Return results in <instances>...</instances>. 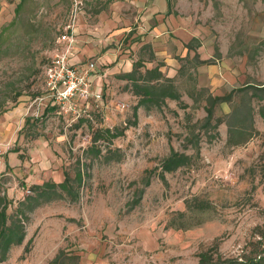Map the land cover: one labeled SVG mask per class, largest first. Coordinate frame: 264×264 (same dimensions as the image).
<instances>
[{
    "label": "rangeland",
    "instance_id": "374dc122",
    "mask_svg": "<svg viewBox=\"0 0 264 264\" xmlns=\"http://www.w3.org/2000/svg\"><path fill=\"white\" fill-rule=\"evenodd\" d=\"M192 1H187L184 15L194 14ZM199 1L200 15L192 20L200 26V47L188 54L180 45L173 50L180 65L174 80L182 100L152 111L143 106L136 117L139 99L119 78L126 73L118 76L114 88L96 81L102 99L78 101L77 113L53 107L46 72L62 50L59 39L71 32L75 5L70 0H0V118L18 108L26 112L19 140L0 154V165H7L0 171V193L9 217L24 220L19 203L32 194V186L14 176L8 151L22 152L25 159L28 142L42 139L49 153L42 162L48 169L38 185L55 183L52 175L60 170L65 178L83 177L78 201L67 195L28 214L26 241L13 247L2 264H50L65 248L80 256V264H199V255L216 244L223 258H264V118L258 113L264 102L256 105L253 138L230 148L227 126L204 128L206 102L196 101L202 88L216 97L247 84H264V0ZM84 6L95 13L96 6ZM152 52L146 48L136 58L144 62L143 71L154 68ZM196 53L212 63L197 66ZM109 68L100 65V74ZM238 103L219 105L216 118ZM117 128L125 134L111 142L103 131ZM100 133L103 138L95 147L103 154L94 159L91 148ZM193 136L200 140V157L192 166L167 174L165 183L159 178L162 161L172 149L196 156ZM105 157L115 159L106 162ZM149 173L151 185L140 198L137 192ZM13 188L22 195L12 196ZM195 198L212 208L190 212L188 202ZM179 213L186 214L184 219ZM183 220L190 228L171 227ZM28 245L31 251L22 259Z\"/></svg>",
    "mask_w": 264,
    "mask_h": 264
},
{
    "label": "crops",
    "instance_id": "0c3cea01",
    "mask_svg": "<svg viewBox=\"0 0 264 264\" xmlns=\"http://www.w3.org/2000/svg\"><path fill=\"white\" fill-rule=\"evenodd\" d=\"M82 1L83 6L86 4L90 7L96 6V11L90 13L81 8L74 29L78 45L72 63L86 64L89 60H97L100 65L110 64L111 68L105 69L108 71L102 75L101 82L110 83L113 88L121 73L127 74L134 70V64L138 62L136 59L138 54L146 48L154 53V59L149 60L154 64L153 67L160 66L167 78L175 79L179 74L180 65L175 59L173 50L180 45L188 54L189 50L185 46L193 39H198L200 26L192 18L193 15L195 17L200 15L199 0L192 1L190 7L194 10V14L189 15L183 13L188 0ZM103 1H106L105 7L97 8ZM232 1L239 2V0ZM208 8L213 9L212 6ZM25 115L26 112L18 108L0 118L2 153L7 151L6 147L9 144L19 140V132L25 127ZM27 146H29L28 156L25 159L20 157L22 152L19 154L8 151L7 157L14 176L20 177L28 188L44 180L42 177L48 167L42 162V158L47 157L48 161L49 153L46 142L42 139L32 140ZM6 170V164L0 165L1 172ZM52 176L57 184L65 182L66 178L61 170ZM15 195L20 197L22 192L13 188L12 196Z\"/></svg>",
    "mask_w": 264,
    "mask_h": 264
},
{
    "label": "trees",
    "instance_id": "16d2710c",
    "mask_svg": "<svg viewBox=\"0 0 264 264\" xmlns=\"http://www.w3.org/2000/svg\"><path fill=\"white\" fill-rule=\"evenodd\" d=\"M72 4L74 0H70ZM20 7V6H19ZM18 7V8H19ZM74 10V8H73ZM73 14V11H72ZM189 52L196 51L197 47H200V41L193 39L189 44L185 46ZM152 59H154V53H152ZM195 62L197 66L211 64V60H202L200 55L196 53ZM144 62H137L134 65V70L130 73L119 76V78L125 80L127 85H130L129 90L133 96L139 99V103L135 108V115L141 107H146L148 111L153 109H160L170 100L181 101L182 95L178 91L175 84V80L167 78L161 71L160 66H156L153 69H145ZM183 75V71L180 72ZM208 88H202L198 94L196 101L204 100L206 102L205 111L207 116L204 121V128L219 129L220 126L225 124L228 128L227 133V145L230 148H236L247 144L251 138L255 135V115L256 105H261L264 102V84L255 85L247 84L241 88L232 90L225 96H216L208 94ZM238 99L239 103L236 104L234 109L223 118H216V108L222 104L234 103ZM264 118V105L260 107L258 112ZM215 122V124H213ZM103 133L109 135V139L112 142L114 139L121 138L125 132L118 128L112 131L111 129H105ZM194 134V133H193ZM103 137L101 133L94 138V146L91 148V152L94 159L102 157L103 151L98 147H95L99 139ZM191 147L196 152V156H190L185 153H180L171 150V154L162 161L161 172L159 178L167 183V174H172L180 169L190 167L194 164L195 158H199L201 155V143L198 137L193 136L191 140ZM115 153H119L116 151ZM117 161L122 160V156L118 154ZM114 157H105L106 162H110ZM264 173V171H263ZM82 174L79 173L74 179L66 174V180L62 184L56 183H44L43 185H34L30 187L31 195L25 200L19 203V213L23 215L24 220L18 219V217L11 219L8 215V203L6 199L0 193V263H5L9 259L10 251L13 247H19L24 244L27 239L26 222L29 221L28 214L33 213L38 208L48 205L50 203L62 200L65 196H71L73 201L76 202L79 199V188L82 184ZM152 176L148 174L143 179V188L138 190L140 198L143 196L145 189L151 185ZM77 186H73L76 185ZM140 199H137L135 203H139ZM212 208L210 202L202 201L197 198L188 202V210L191 212L205 213ZM185 213H179L178 217L184 219ZM172 228L188 229L190 224L181 222L176 224L173 222ZM31 243V242H29ZM31 249L29 245L25 248L24 259ZM80 256L73 254L68 249H62L58 252L55 258L50 264H80ZM199 264H264V258L260 255L252 256L244 255L243 258H223L219 253V247L215 246L202 252L199 255Z\"/></svg>",
    "mask_w": 264,
    "mask_h": 264
},
{
    "label": "built area",
    "instance_id": "2783aa9c",
    "mask_svg": "<svg viewBox=\"0 0 264 264\" xmlns=\"http://www.w3.org/2000/svg\"><path fill=\"white\" fill-rule=\"evenodd\" d=\"M74 3L72 24L68 27L71 32L59 39L62 50L54 56L46 72L47 99L53 107L61 108L65 113H77L78 101L83 104L95 97L98 100L103 97V89L95 85L96 81L102 80L99 62L89 60L86 64L72 63L78 45L74 29L83 1L74 0Z\"/></svg>",
    "mask_w": 264,
    "mask_h": 264
}]
</instances>
